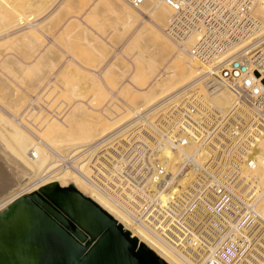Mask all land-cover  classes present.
I'll return each mask as SVG.
<instances>
[{"label": "bare ground", "instance_id": "obj_1", "mask_svg": "<svg viewBox=\"0 0 264 264\" xmlns=\"http://www.w3.org/2000/svg\"><path fill=\"white\" fill-rule=\"evenodd\" d=\"M75 1L0 0V73L26 95L13 103L0 97V264H185L73 168L44 172L55 163L52 149L79 154L74 162L87 167L86 144L125 126L136 112L158 104L166 108L192 91L227 110L234 95L226 87L208 92L198 75L210 63L199 64L190 55L192 38L183 45L169 38L170 9L161 0H143L136 6L126 0H85L79 14L69 13ZM105 5L114 14V28L123 36L118 46H111L113 57L106 55L109 60L98 69L88 65L87 71L93 73L90 79H83L76 66L67 64L71 81L64 76L61 82L66 72H58L61 63L51 57L54 48L64 44L63 49L66 45L69 50L76 29L81 23L89 26L95 9ZM62 11L67 14L63 19L59 18ZM253 11L262 32L264 3H257ZM77 17L80 22L75 23ZM82 35L84 43L91 45L86 30ZM148 44L158 56L145 51ZM19 48L27 49L25 57L20 58ZM16 49L21 70L35 72L34 86L22 85L20 70L5 59L6 53L14 54ZM63 52L65 61L73 59V65L86 69L71 53ZM118 55L127 60L128 71L115 60ZM111 74L122 78L117 86L110 83ZM36 85L40 87L35 91ZM64 93L72 100H64ZM159 158L166 169L180 168L181 157L170 147L163 148ZM244 158L242 169L262 189L255 209L264 217V128L257 130ZM178 177V183H187V175Z\"/></svg>", "mask_w": 264, "mask_h": 264}, {"label": "built area", "instance_id": "obj_2", "mask_svg": "<svg viewBox=\"0 0 264 264\" xmlns=\"http://www.w3.org/2000/svg\"><path fill=\"white\" fill-rule=\"evenodd\" d=\"M161 1L170 9L169 38L193 39L190 55L210 63L199 80L209 93L228 88L232 105L184 93L86 144L87 167L74 162L79 154L52 149L55 163L44 174L73 168L185 264H264V217L255 209L262 189L242 169L264 128V31L253 11L264 0ZM165 147L181 157L175 171L159 158Z\"/></svg>", "mask_w": 264, "mask_h": 264}, {"label": "rangeland", "instance_id": "obj_3", "mask_svg": "<svg viewBox=\"0 0 264 264\" xmlns=\"http://www.w3.org/2000/svg\"><path fill=\"white\" fill-rule=\"evenodd\" d=\"M85 3H86L85 0L75 1L74 4H71L72 8L69 9V13L78 12V14H79L83 10V7L85 6ZM95 10H96V14H92V16L89 17V22H88L89 26L86 25L85 23H84L85 25L83 23H81L80 26L74 32V34H73V36L71 38V42L69 43V50H67L68 47H66V45L64 46L65 47L64 49L68 53H71V55H73V58L75 60H77L79 63H81L83 65V68H86V69L85 70L82 69V66L78 65L77 63L76 64L74 63L75 65H73V61H74L73 59H72V61H70L71 59L66 60V61L63 59L65 57V54L63 56V53H64L63 51H65V50L63 49V45L64 44H62V46L60 45L61 47L54 48V53L51 54V57L54 59V61H56V63H61V64H57L58 67H59V71H58L59 73L66 72L67 71L66 65L69 64L67 66H72V67L76 66L75 69L81 74L83 79H90L91 78L90 74H92V77H93V73L91 71H87L88 68L98 69V68L102 67V64H104L107 61L108 57L106 55H109V58L113 57L112 53H113L114 50H113V48L111 46H113V45L114 46H118V44L122 40L123 36L120 35V32H118V30L114 28L113 24H114L115 17H114V14L112 13L111 9L108 6H106V5L105 6H100V7H97ZM65 13H66L65 11L60 12L59 13V18L63 19L64 18L63 14L67 15ZM80 17H82V16H80ZM77 18L74 20L75 23H77L76 21L80 22V18L79 17H77ZM56 21H58V19H56L54 22H56ZM54 22H52V26H54ZM91 25H93V26H91ZM94 26H96V27H94ZM83 30L87 31L88 38L92 41L91 45H88L87 43H84L85 41H84L83 35H82V31ZM99 34H101V35H99ZM106 38L109 39L111 44L108 43L107 41H105ZM147 46H150V45L148 44ZM20 49H22V50H20ZM57 49H61V50H57ZM18 50H20L19 51L20 54L22 53L21 56H20L19 53L18 54L16 53V51H18ZM18 50L17 49L14 50V54H12L13 53V49L10 50L12 53H10V54L6 53L5 59L7 60L9 58L8 61H13L12 62L13 63L12 64L13 68L16 69L17 71L20 70V73H21L22 78L24 80L22 85H27V83H29L28 85L31 84L32 86H34L35 82H33V81H35V72H31V73H29V72L26 73L25 72L26 73L25 74L21 70V65L22 64L20 63V61L18 59L19 56H20V58H23L22 56H24V53L26 52L27 49L19 48ZM96 50L101 51L103 55L101 56V54H98L97 53L98 51H96ZM145 51L147 53H149V54H152V55H154L157 52L156 54L158 56V51H157V49L155 47L150 46L149 48H146ZM73 52H75L76 54H74ZM109 53H111L112 56ZM61 54H62V58H59V57H61ZM13 55H15V56H13ZM16 55H18V56H16ZM75 56H77V57H75ZM15 57H18V58H15ZM105 57H107V58H105ZM84 59L87 62L84 61ZM115 60L118 61L120 65H122V66L125 65V67L127 66V60L124 57L118 55L117 57H115ZM15 61H17V62L14 63ZM70 62L72 63V65H71ZM83 63H85V64L87 63V64L85 65ZM88 65H89V67H88ZM84 66H86V67H84ZM96 66H98V67H96ZM126 68H127L126 71H128L129 68L128 67H126ZM88 70H90V69H88ZM47 72H48V70H46V72L44 71V74L48 76L50 74V71L48 73ZM22 73H24V74H22ZM32 74H33V76H32ZM64 76L65 77L67 76V72H66L65 75H63V76L61 75V78H60L61 82L63 81V79H65ZM111 76H112V78H111ZM111 76H110V79H113V80H110V83L112 82L111 84H113V86H117L118 82H120L122 78L121 77L119 78L118 74H117V76L115 75V77H113L114 76L113 74H111ZM66 78L69 81H71L70 75H68ZM32 79H34V80H32ZM27 80H28V82H26V84H25V81H27ZM30 80H32V81L30 82ZM39 87H40V85L39 86L36 85L35 91L38 90L37 88H39ZM15 89H16V91L13 92V90H15ZM63 95L62 96H63L64 100H67V101H69L68 99L72 100V98L69 96V94L64 93ZM0 97L2 98V100L6 101L8 103H13V102L19 100L22 97H24V99H25L26 95L22 92V90H20V87H17V85L14 83L13 80L9 79L8 77H6L5 75L0 73ZM28 97L29 96H27L26 100H28ZM61 98L62 97L60 96V98L57 97L56 99H61ZM103 102H104V100L100 101V103H95L94 105L95 106H99ZM22 106L20 108H22Z\"/></svg>", "mask_w": 264, "mask_h": 264}]
</instances>
